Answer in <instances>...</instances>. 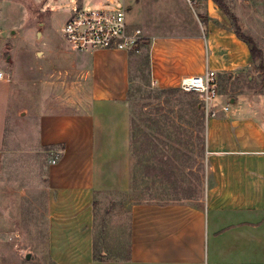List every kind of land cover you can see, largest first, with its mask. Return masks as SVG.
I'll list each match as a JSON object with an SVG mask.
<instances>
[{
	"label": "crops",
	"instance_id": "0c3cea01",
	"mask_svg": "<svg viewBox=\"0 0 264 264\" xmlns=\"http://www.w3.org/2000/svg\"><path fill=\"white\" fill-rule=\"evenodd\" d=\"M115 2L78 0L66 21L75 6L115 8ZM122 5L129 33L142 32L133 51L148 48L155 89L179 90L185 78L207 70L217 74L222 88L217 115L207 117L199 105L205 120L202 205L133 204L128 260H95L96 193L132 189V50L70 51L62 36L66 21L60 44L52 31L37 33L34 109L22 99L17 106L28 86L14 83L4 59L11 49L0 31V182L17 154L35 163L28 167L44 171L48 245L56 264H264V112L254 111V101L225 99L235 80L254 68L249 45L214 0H122ZM256 102L262 109L264 99ZM25 123L30 129L19 131Z\"/></svg>",
	"mask_w": 264,
	"mask_h": 264
},
{
	"label": "rangeland",
	"instance_id": "374dc122",
	"mask_svg": "<svg viewBox=\"0 0 264 264\" xmlns=\"http://www.w3.org/2000/svg\"><path fill=\"white\" fill-rule=\"evenodd\" d=\"M77 1H3L5 8L0 10V31L3 33L1 37L7 39L6 46L11 49L4 59L10 62L8 71L13 75L14 83L28 86L18 96L17 106L22 99V103L30 109L36 107L38 93L34 84L37 82L38 68L34 50L38 47L37 33L52 31L60 44V30L69 16L71 6ZM214 2L229 18H235V22L231 20L233 28L262 50L264 65V0ZM122 6V0L111 4V7ZM82 8L93 10L105 7ZM64 43L67 49L73 51ZM148 63L147 47L142 48L140 53L132 50L128 95L134 122L132 189L127 194L105 191L95 198L97 243L103 253L107 250L108 254L102 256L108 261L120 260L119 257L128 253L130 210L133 204L189 202L197 207L202 205L206 183L205 120L200 109L198 114L193 115L191 111L194 108L187 106L188 100L195 103L200 102V98L194 94L186 100L185 92L180 88L173 94H163L161 90L155 89L149 77ZM258 66L259 62L249 74L235 80L233 93L225 96L227 101L238 96L244 99L242 102L254 101V111L257 113L264 112V105L260 109L256 102L260 98L264 99V70H259ZM12 107L10 135L15 132L16 104ZM28 129L30 125L26 123L18 128L24 132ZM10 161H15V166L4 167L0 182V264H56L48 245L45 173L41 168L28 167L34 162L24 154L14 155ZM189 184L197 191L192 199H186L189 191L183 189ZM105 247L108 249L105 250ZM28 253L32 257L30 261L25 260Z\"/></svg>",
	"mask_w": 264,
	"mask_h": 264
},
{
	"label": "built area",
	"instance_id": "2783aa9c",
	"mask_svg": "<svg viewBox=\"0 0 264 264\" xmlns=\"http://www.w3.org/2000/svg\"><path fill=\"white\" fill-rule=\"evenodd\" d=\"M62 36L69 47L78 53L102 49L129 51L136 49L143 41L140 30L129 33L124 7L91 10L75 6L62 28ZM2 77L3 73H0ZM180 89L199 96L207 117L217 115L214 104L219 95V83L214 71L207 70L204 75L183 79ZM228 110L229 106L223 108V111ZM56 162V159L51 161L52 164Z\"/></svg>",
	"mask_w": 264,
	"mask_h": 264
},
{
	"label": "trees",
	"instance_id": "16d2710c",
	"mask_svg": "<svg viewBox=\"0 0 264 264\" xmlns=\"http://www.w3.org/2000/svg\"><path fill=\"white\" fill-rule=\"evenodd\" d=\"M230 19L232 20V22H235V18L233 16H230ZM235 30V33L237 34V36L244 40L250 47V50H251V53H252V56H253V59H254V63H258L259 62V66H258V69L259 70H264V65H263V52L261 49H257L254 44L249 41L248 39H246L245 37L242 36V34L239 32L238 29H234ZM141 44H138V47L136 48V50L140 47ZM149 76H150V73H149ZM178 90L177 89H173V90H165V91H162L161 93L163 94H173L175 92H177ZM185 99L188 100L190 97H193L194 94L193 93H185ZM190 105V107L193 109V112L192 114L193 115H196L198 114V111H199V105H200V102L197 101V102H190V100L187 101V106ZM133 126H134V122L132 120V149H133V142H134V130H133ZM133 176H132V182H133ZM185 191H189V195L186 196V199H192L197 191L196 189H194L190 184L187 186V188H183ZM100 193H96V196L99 195ZM96 206H97V202L96 200H94V211H95V223H94V258L96 261H104L106 260L102 254H105L106 255L108 254L107 250L108 249L107 247H105V250L106 252H102L100 249H101V246L97 243L99 240H98V237H97V225H96V217H97V214H96ZM129 239H130V234H129ZM130 242V241H129ZM130 244V243H129ZM101 251V252H100ZM128 253L126 256L124 257H119L121 258L120 260H128L129 256H130V245L128 246V249H127Z\"/></svg>",
	"mask_w": 264,
	"mask_h": 264
},
{
	"label": "water",
	"instance_id": "95a60500",
	"mask_svg": "<svg viewBox=\"0 0 264 264\" xmlns=\"http://www.w3.org/2000/svg\"><path fill=\"white\" fill-rule=\"evenodd\" d=\"M41 26H42V24H40L39 25V29H41ZM41 32H39V34H40ZM32 259V257H31V255L28 253L27 255H26V257H25V260L26 261H30Z\"/></svg>",
	"mask_w": 264,
	"mask_h": 264
}]
</instances>
